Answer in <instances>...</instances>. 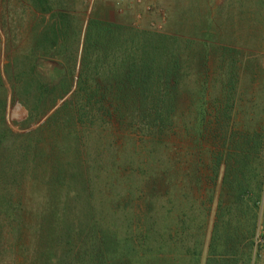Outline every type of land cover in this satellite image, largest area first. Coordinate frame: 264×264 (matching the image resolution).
Instances as JSON below:
<instances>
[{"label":"trees","instance_id":"1","mask_svg":"<svg viewBox=\"0 0 264 264\" xmlns=\"http://www.w3.org/2000/svg\"><path fill=\"white\" fill-rule=\"evenodd\" d=\"M39 2L42 12L54 11L50 0ZM55 11V22L40 30L34 46L29 44L30 51L28 45L18 50L11 31L4 27L7 56L5 67H0V259L31 257L32 264H200L208 223L191 219L201 230L190 233L189 214L196 201L184 183L185 174L178 183L175 212L163 211L165 198L171 196L170 191L162 190L165 171L171 175V165L167 162L163 171L162 165L166 158L171 160L175 141L187 146L194 140L202 150L212 139L218 146L207 148L215 169L212 179L217 182L224 169L225 200L217 212L208 259L214 264H225L221 259H231L228 264H252L264 194V151L256 145L264 139V127H259V122L253 127L254 114L238 119L233 113L235 93H228L227 86L233 82L236 89L239 83L248 90L256 83L257 89L264 83V69L235 66L226 76L218 70L214 81L222 82L219 93L229 96L224 102L217 97L208 100L213 81L206 73L184 70L180 60L179 68H174L173 61L166 65L173 54L161 59L158 70L146 49L138 56L140 42L133 39L138 38L136 31L122 43L114 25L91 21L76 89L48 118L46 126L17 132L6 119L10 93L13 101L28 110L26 122L37 123L72 89L67 82L70 60L58 48L69 30L63 13ZM9 16L5 13L4 25H9ZM99 26V39L94 40L91 33ZM157 36L153 37L156 44L167 46L163 42L166 37ZM98 43L99 55L93 66ZM160 49L157 45L156 51ZM61 57L66 63L57 60ZM92 72L100 74L105 85ZM5 78L11 84L9 89ZM115 93L121 99L112 102L108 97ZM249 96L254 100L255 92ZM187 151L179 155L191 160L194 155ZM49 188L53 195L46 196ZM28 194L39 200L26 205ZM35 208L42 212L34 213ZM30 229H35L34 240L39 243L35 253L25 241ZM222 240L228 251H220ZM19 243L21 250L17 251ZM231 246L241 247L242 253L229 250Z\"/></svg>","mask_w":264,"mask_h":264},{"label":"rangeland","instance_id":"2","mask_svg":"<svg viewBox=\"0 0 264 264\" xmlns=\"http://www.w3.org/2000/svg\"><path fill=\"white\" fill-rule=\"evenodd\" d=\"M39 1L0 0V47L2 53L0 67L2 69L5 67L7 56V37L4 27L11 31L13 44L18 50H22L28 45L27 48L30 51L40 30L44 27H49L55 22L53 14L57 10V12L63 13L66 18L67 29L69 30L64 42H62L63 44L58 46V48H62V54L70 60L68 63L70 73L67 74V82L72 84V89L37 123L26 122L28 110L21 102L13 101L9 92L6 119L13 130L17 132L31 131L38 127L46 126L48 118L55 113L76 89L80 71L82 70V55L91 21L114 25V30L118 34L117 36H120L122 43L125 42L124 38L127 40L132 30L136 31L134 34L138 38L133 36V39L135 43L140 42L138 56H140L141 52L143 53L142 49H146L150 55H153V64L157 66L158 70H160V65H162L161 59L166 60L169 58V54H173V58L166 65L170 66L173 61L174 68H179L181 65H179L178 60H180L183 65L181 66L183 67L182 69H190L193 73H206L209 79L213 81L208 100H213L217 97L219 101L224 102L229 96L228 93L234 91V97L237 101L235 102L236 107H234L233 113L238 115L239 120L246 119L244 116L248 113L254 114L253 122L255 124L253 127L256 128L258 122L260 123L259 127H264V83H260L257 89L255 88L257 86L256 83L254 86L250 84L251 87L248 86V90H246V87H242L239 83L235 89L234 86L236 84L232 82V85L227 86L228 93L220 94L219 89L222 86V82L214 81L218 70H222L224 76H226V71L235 66H239L241 70H244V68L259 70L261 67L264 69V0H50L51 4H54L55 9L48 12H42L39 9ZM59 2H61V6H59ZM7 8L8 11L6 10ZM9 10L11 11L10 16ZM5 13L10 18L8 26L4 25L6 20ZM100 27L91 33V35L94 34L91 37L94 40L99 39L100 33L98 29ZM157 35L166 37L163 42L167 43V46L162 43L156 44V39L154 40L153 37H160ZM157 45L161 47L160 51H156ZM97 46L99 47L100 43L94 48L93 66L96 56L99 55ZM120 47L118 44L117 49L119 50ZM128 51L127 49L126 53ZM66 58L61 57L57 58V60L66 63ZM52 61L54 66L57 65L62 69L57 61ZM111 63L114 62L112 61ZM45 67L51 69L50 65ZM91 74L94 75L95 79L101 81L99 83L105 85L100 74L94 72ZM197 81L196 79V84H198ZM5 82L8 89L11 88L7 78H5ZM223 82H226V80ZM247 91H251L249 94L255 92L256 96L252 100L253 102L250 101L251 97ZM108 98L112 102L121 99L117 93L111 94ZM250 107H253V109L250 110ZM210 109H213L212 104ZM125 114H128V112L125 111ZM235 130L242 132V129L238 127ZM172 141L174 142L175 140L173 139ZM193 141L188 142L187 146L182 142L175 141L174 154L171 160L168 161L166 158L165 162H163L162 171L166 169L167 162H170L171 165V175L167 176V171H165L164 179L166 178V180H163L165 185L162 190L170 191L169 194H171V196L167 194L168 198H165L163 211L165 213L168 210L175 212L177 199L180 197L179 193H177L178 183L181 182L185 174L184 183L190 188L189 192L196 201V207L189 214L190 224L188 223V227L190 228V233H197L201 230L198 227L199 224H191V219L193 221L199 220L203 224L204 222L208 223L206 226L207 239L200 264H214L213 259L208 258L211 238L214 236L217 212L221 202L225 200L222 185L224 169H222L217 182L213 180L212 176L215 169L212 167L213 163L210 161L211 157H209V151L211 150L207 148L214 150L218 146L212 144V139H209L205 142L206 145L202 150H198ZM218 143L221 146L222 141ZM258 143L259 145H256V149L259 150L262 147L264 151V139H259ZM188 149L194 155V157H192V154L190 155L191 160H186L179 155L180 152L181 154L189 153ZM48 178L50 177L48 176ZM47 192L48 195L46 196L52 194L50 188ZM27 199L26 205L29 201L39 200L38 197L29 194ZM260 207L258 225L254 235L256 242L252 259H254L253 262L257 261L258 264H264V244H262L264 243V194L260 201ZM39 212L42 211L35 208L34 213ZM222 233L225 234V232ZM34 235L35 229H30L25 241L29 243L30 249L35 253L36 246L39 243L34 240ZM224 242V240L220 242V251L222 249L228 251L226 247L222 246ZM20 245L21 243L17 245V251L21 250ZM229 250L237 251L239 254L242 253L243 249L231 246ZM16 261L22 264H32L34 259H31V257L26 260L8 259L6 256V259H0V264H17ZM221 261H225V264H228L231 259H221Z\"/></svg>","mask_w":264,"mask_h":264}]
</instances>
